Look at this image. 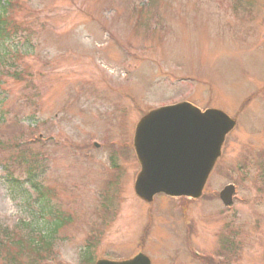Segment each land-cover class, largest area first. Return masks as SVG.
Here are the masks:
<instances>
[{
    "label": "rangeland",
    "instance_id": "obj_1",
    "mask_svg": "<svg viewBox=\"0 0 264 264\" xmlns=\"http://www.w3.org/2000/svg\"><path fill=\"white\" fill-rule=\"evenodd\" d=\"M11 2L3 21L8 62L0 67V178L1 164L13 163L8 147L20 146L56 220H69L42 264H83L92 242L95 262L144 254L152 264H264V0ZM181 102L237 121L202 197L143 202L133 155L121 161L115 193H103L105 142L131 143L146 111ZM14 169L25 180V168ZM230 184L237 193L226 207L219 195ZM24 189L13 193L0 181V243L3 230L40 219L37 193ZM5 248L0 264L6 251L18 264L33 257Z\"/></svg>",
    "mask_w": 264,
    "mask_h": 264
},
{
    "label": "water",
    "instance_id": "obj_2",
    "mask_svg": "<svg viewBox=\"0 0 264 264\" xmlns=\"http://www.w3.org/2000/svg\"><path fill=\"white\" fill-rule=\"evenodd\" d=\"M236 122L220 110L205 112L189 103L161 108L139 123L135 150L141 172L136 195L152 202L158 194L199 199L218 158L226 136ZM235 187L220 194L225 205L233 202ZM96 264H151L143 254L132 260H100Z\"/></svg>",
    "mask_w": 264,
    "mask_h": 264
},
{
    "label": "trees",
    "instance_id": "obj_3",
    "mask_svg": "<svg viewBox=\"0 0 264 264\" xmlns=\"http://www.w3.org/2000/svg\"><path fill=\"white\" fill-rule=\"evenodd\" d=\"M11 4V0H0V67L6 66V63L8 62L6 59H8L9 53H6L5 50H3L5 49L4 46L6 45L8 38V33L4 28L3 21L5 19V14L7 13V10ZM3 147V143L0 142V149H3ZM8 148L13 149V151L10 150V156L13 158V163L11 165L1 164V171L4 172V175H1L2 177L0 178V181L3 182V184L6 185L13 193L23 192V190H25V184L32 188L33 191L38 195L37 201L39 203L40 219L36 218V221L35 219H32V221L30 220L19 223L17 225L16 231H10L9 229L3 230L1 237H3L2 240H4V242L1 241L0 246L4 248V250H6V246L14 247L19 249L21 252L29 249L33 252V257L28 259L27 264H42V262L47 259L45 258L46 256H44V254H48L50 256L54 255L53 249L56 240H60L59 231L65 223L69 222V220L61 218L56 220V218H59L58 210L52 206L50 200L48 199L45 188L38 183L37 180L39 174L36 173L32 160H25V157L27 156L26 150L21 151L22 155H20L17 153L20 146H10ZM109 161L111 163V170L113 173L107 178V180H109V190L106 189V191L103 193L110 191L115 193L113 186L118 185L120 179H122V167L119 164L118 150H114L113 152L111 151V157ZM14 166L17 168H25V174H27L25 180L18 178L19 176L15 174L16 171ZM106 195L110 196V193H107ZM47 216L52 217V219L55 221L48 222L47 224ZM44 221L46 222L42 224ZM20 229L25 232L23 235H19L18 231ZM94 247L95 242H92L89 243L88 248L85 249L86 251L81 258L83 264H94ZM226 249L231 251V248L228 247V244ZM4 260L5 264L19 263H17V254L13 252L10 253L6 251L3 261Z\"/></svg>",
    "mask_w": 264,
    "mask_h": 264
},
{
    "label": "flooded vegetation",
    "instance_id": "obj_4",
    "mask_svg": "<svg viewBox=\"0 0 264 264\" xmlns=\"http://www.w3.org/2000/svg\"><path fill=\"white\" fill-rule=\"evenodd\" d=\"M115 114H117L116 111H115ZM126 114H127V119H128V113L126 112ZM124 124H125V126H128V121H126V123L124 122ZM129 139L130 138H128L127 141L125 143H123V154H126L130 150L129 149V144H127L129 142ZM120 163H121V159H120Z\"/></svg>",
    "mask_w": 264,
    "mask_h": 264
}]
</instances>
